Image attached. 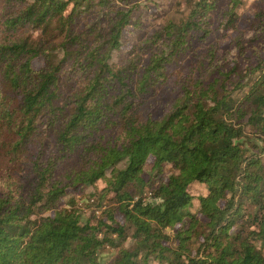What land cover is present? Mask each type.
Returning a JSON list of instances; mask_svg holds the SVG:
<instances>
[{
	"label": "trees",
	"instance_id": "16d2710c",
	"mask_svg": "<svg viewBox=\"0 0 264 264\" xmlns=\"http://www.w3.org/2000/svg\"><path fill=\"white\" fill-rule=\"evenodd\" d=\"M139 1L0 0V264H264V15L230 59L198 0L113 67Z\"/></svg>",
	"mask_w": 264,
	"mask_h": 264
},
{
	"label": "rangeland",
	"instance_id": "374dc122",
	"mask_svg": "<svg viewBox=\"0 0 264 264\" xmlns=\"http://www.w3.org/2000/svg\"><path fill=\"white\" fill-rule=\"evenodd\" d=\"M198 0H140L139 8L133 13L136 20L134 27L123 31L120 45L113 50L110 65L113 67L120 65L129 55L128 51L139 43L141 39L148 38L153 33L162 29L168 22H173L176 26L180 25L188 16L192 6ZM264 15V0H217L215 8L207 13V22L210 24V36L206 41L196 45L198 51H202L203 47L215 46L219 48V52L228 53L229 58H234L235 49L233 41L235 38H242L246 41L253 31V26L257 24V16ZM230 51V52H229ZM189 58L183 57L174 63L172 72L181 71L189 62ZM240 92L236 95L242 94ZM157 106L161 110L166 107V94L161 96ZM253 133L245 132L253 142L256 138ZM152 159H149L151 162ZM87 191L92 192V189ZM192 191V190H191ZM92 202V200L90 201ZM93 209L96 205L90 204ZM105 208H115L109 197H105L101 201V208L96 212L98 216ZM101 216V215H100ZM119 221H123L122 216L116 214ZM131 240H127L125 246H129Z\"/></svg>",
	"mask_w": 264,
	"mask_h": 264
}]
</instances>
